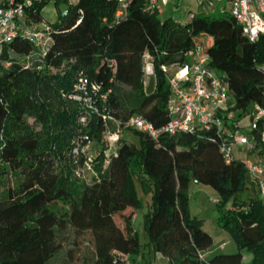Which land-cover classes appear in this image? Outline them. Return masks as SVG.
<instances>
[{"label": "trees", "instance_id": "16d2710c", "mask_svg": "<svg viewBox=\"0 0 264 264\" xmlns=\"http://www.w3.org/2000/svg\"><path fill=\"white\" fill-rule=\"evenodd\" d=\"M145 1L130 0L122 16L116 0H32L25 7L26 25L44 36L15 38L4 50L9 65L0 66V264H52L61 255L72 263L120 264L119 228L131 262L139 256L148 264L147 250L169 264H243L245 251L250 264H264V199L245 160L223 158L215 129L156 140L132 131L137 142L122 138L100 172L107 148L102 116L120 125L132 116L165 124L170 89L162 66L189 63L197 46L225 75L236 120L264 106V35L249 42L229 15L161 21L157 8L144 11ZM50 3L66 5L52 23L42 15ZM144 54L152 77L142 71ZM79 71L107 94L99 114L64 97ZM77 138L96 146L99 177L91 182L73 179L84 161L70 157ZM191 183L215 192L217 224L235 253L205 255L213 238L188 210ZM138 187L150 194L143 245L133 226L142 207Z\"/></svg>", "mask_w": 264, "mask_h": 264}, {"label": "built area", "instance_id": "2783aa9c", "mask_svg": "<svg viewBox=\"0 0 264 264\" xmlns=\"http://www.w3.org/2000/svg\"><path fill=\"white\" fill-rule=\"evenodd\" d=\"M116 1L117 16H122L130 0ZM190 1L195 2L200 8L206 6L209 11L232 17L249 42L254 43L264 35V0ZM31 2L32 0H0V66L9 65L3 59L4 50L15 38L41 41L44 36L38 27L28 26L25 23V7L30 6ZM157 5L158 0H146L144 11H153ZM193 17L194 14H191L189 19ZM44 28L48 29V27ZM162 70L170 89L167 122L155 127L142 116H132L120 125L114 120H109L108 116H102L105 121L103 134L107 143L103 153L107 158L106 166L109 158L115 154L116 146L124 133L130 131L144 133L156 140L161 134L174 136L199 129H215L222 137L219 150L227 162L234 158L232 154L234 145L247 147L249 153L255 149L256 141L264 148V106L255 104L242 118L248 119L251 127L250 133H243L240 128L242 119L236 120L237 111L233 110V102L228 95L226 77L210 67V59L203 54L200 46L190 53L189 63L162 66ZM142 71L147 78L154 74L153 63L148 54L143 55ZM64 97L80 105L86 113L99 114L100 106L105 105L107 94L102 93L96 82L79 71L71 92ZM86 121V115L78 118V123L83 127ZM108 121L114 124V129L109 127ZM252 131L256 132V138L251 134ZM91 144L90 141H82L80 138L73 140L70 157L75 163L79 158H84L83 167H78L75 171L77 177L80 176L83 168L93 164L95 153L93 154L91 150ZM245 166L248 180L258 185L259 195L264 199V159L259 161L246 159ZM120 256V264H131L128 254Z\"/></svg>", "mask_w": 264, "mask_h": 264}, {"label": "rangeland", "instance_id": "374dc122", "mask_svg": "<svg viewBox=\"0 0 264 264\" xmlns=\"http://www.w3.org/2000/svg\"><path fill=\"white\" fill-rule=\"evenodd\" d=\"M76 0H68L69 3L73 4ZM220 7V6H219ZM66 8V5L60 4L59 6H54L53 3L48 4L43 10L42 15L50 20V21H57V9L63 10ZM196 14L197 16L207 17L210 20L218 19L223 15H220L219 12H212L209 11V9L204 6L202 8L198 7L195 2L190 0H166L165 2L163 0H158L157 5V17L163 21L165 19H171L173 21H188L190 20L191 14ZM42 27H40L41 29ZM190 61V57H189ZM109 127L114 129V124L112 122L108 121ZM240 128L242 129L243 133H250L251 127L248 119H242L240 122ZM132 132H125L123 136V140L130 141V142H137L136 138L133 137L131 134ZM105 139V137H104ZM95 144H91V150L94 154L95 150ZM232 154L235 159L245 160L248 155L249 151L247 147H237L232 146ZM105 158V157H104ZM105 158L103 160L102 167L100 169V172L103 173L106 169V163ZM99 177V171L94 167V163L89 166L82 169L80 172V176L77 177L75 174L73 176V179L84 181V182H91ZM200 189H204L203 191H200ZM138 194L142 200V207L139 208L135 212V218L133 220V226L135 230L138 232L140 241L142 245L146 242V234L144 231V223H143V215L148 211V203H150V194L146 195L142 193L140 187H138ZM216 194L213 190H211L208 187H204L202 185H195L191 183L189 185V202H188V210L191 214V216L196 217L198 219L202 220V227L203 229L209 233L213 241H226L228 246L224 251H220L223 253H235L236 247L231 241L230 236L223 231L219 225L217 224V218L219 216V212L216 209ZM123 237V231L122 228H119L118 236L115 243V252L116 253H122L120 241ZM143 253H145L147 260L149 261L148 264L153 262V253H149L147 250H143ZM216 252L214 250V246L209 249L205 255L208 257ZM126 255V254H123ZM244 259L243 264H250V254H247L245 251H243ZM52 264H79L78 262L72 263L68 262V260L65 259L63 255L58 257V259L52 261ZM155 264H168L165 259H157Z\"/></svg>", "mask_w": 264, "mask_h": 264}, {"label": "crops", "instance_id": "0c3cea01", "mask_svg": "<svg viewBox=\"0 0 264 264\" xmlns=\"http://www.w3.org/2000/svg\"><path fill=\"white\" fill-rule=\"evenodd\" d=\"M76 2V1H75ZM74 2V3H75ZM194 14V13H193ZM194 15H196V14H194ZM197 16V15H196ZM44 17V16H43ZM45 18V17H44ZM45 20H47L48 22H54V21H50V20H48V19H46L45 18ZM246 159H249V160H251V161H259V160H261V159H264V148H262V146H257V148L256 149H254L252 152H250L249 153V155H248V158H246ZM245 159V160H246ZM195 185H197V184H195ZM204 189H200V191H203ZM216 200H217V197H216ZM134 218H135V215H134V217H133V220H134ZM213 246H214V250L215 251H224L225 249H226V247L228 246V244H227V242L226 241H224V240H222V241H216V242H214L213 241ZM115 252V251H114ZM116 253V252H115ZM116 254H118V255H123V254H120V253H116ZM159 258H161V259H165V261L168 263V261H167V259L166 258H164L163 256H161L160 254H154V256H153V262L152 263H150V264H155V262L157 261V259H159ZM131 264H146V261H144L141 257H139V256H135V257H133V261L131 262ZM169 264V263H168Z\"/></svg>", "mask_w": 264, "mask_h": 264}]
</instances>
